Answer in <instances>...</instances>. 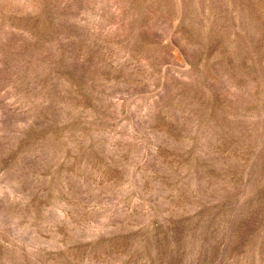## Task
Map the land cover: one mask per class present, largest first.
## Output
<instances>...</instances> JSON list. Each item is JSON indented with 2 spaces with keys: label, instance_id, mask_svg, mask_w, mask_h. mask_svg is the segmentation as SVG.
Instances as JSON below:
<instances>
[{
  "label": "rangeland",
  "instance_id": "rangeland-1",
  "mask_svg": "<svg viewBox=\"0 0 264 264\" xmlns=\"http://www.w3.org/2000/svg\"><path fill=\"white\" fill-rule=\"evenodd\" d=\"M0 264H264V0H0Z\"/></svg>",
  "mask_w": 264,
  "mask_h": 264
}]
</instances>
